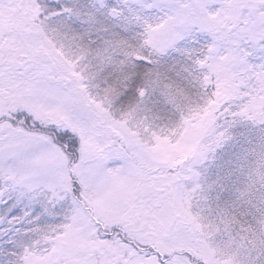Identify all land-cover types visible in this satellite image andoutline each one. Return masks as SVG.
Wrapping results in <instances>:
<instances>
[{
	"label": "snow or ice",
	"instance_id": "1",
	"mask_svg": "<svg viewBox=\"0 0 264 264\" xmlns=\"http://www.w3.org/2000/svg\"><path fill=\"white\" fill-rule=\"evenodd\" d=\"M0 264H264V0H0Z\"/></svg>",
	"mask_w": 264,
	"mask_h": 264
}]
</instances>
